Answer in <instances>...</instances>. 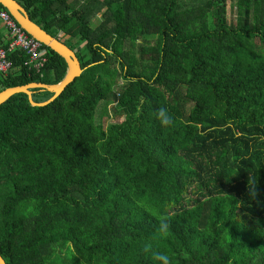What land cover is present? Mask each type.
Wrapping results in <instances>:
<instances>
[{
    "label": "trees",
    "instance_id": "obj_1",
    "mask_svg": "<svg viewBox=\"0 0 264 264\" xmlns=\"http://www.w3.org/2000/svg\"><path fill=\"white\" fill-rule=\"evenodd\" d=\"M16 1L85 53L51 103L0 105L6 264H150L147 242L172 264H264V0ZM43 47L41 72L9 54L0 91L65 78ZM118 77V119L104 127L97 108Z\"/></svg>",
    "mask_w": 264,
    "mask_h": 264
},
{
    "label": "water",
    "instance_id": "obj_2",
    "mask_svg": "<svg viewBox=\"0 0 264 264\" xmlns=\"http://www.w3.org/2000/svg\"><path fill=\"white\" fill-rule=\"evenodd\" d=\"M0 5L8 11V13L28 35L41 42L44 46L48 47L55 53L59 54L67 64V73L61 82L56 84L30 83L23 86L5 88L0 91V105L15 94L24 93L28 96L31 105L45 106L60 96L69 84L81 76L84 69L80 64L76 52L73 51L67 44L62 42L58 37L52 36L42 26L33 21L25 8L19 2L16 0H0ZM34 89L49 91L53 93V96L47 101L37 103L33 100ZM0 264H6L1 254Z\"/></svg>",
    "mask_w": 264,
    "mask_h": 264
},
{
    "label": "built area",
    "instance_id": "obj_3",
    "mask_svg": "<svg viewBox=\"0 0 264 264\" xmlns=\"http://www.w3.org/2000/svg\"><path fill=\"white\" fill-rule=\"evenodd\" d=\"M0 20L5 24L11 38L7 46H0V76L10 71L12 63L8 56L16 50L26 54L27 66L41 72L48 61L44 45L28 35L4 8H0Z\"/></svg>",
    "mask_w": 264,
    "mask_h": 264
},
{
    "label": "rangeland",
    "instance_id": "obj_4",
    "mask_svg": "<svg viewBox=\"0 0 264 264\" xmlns=\"http://www.w3.org/2000/svg\"><path fill=\"white\" fill-rule=\"evenodd\" d=\"M227 14H228V20L230 22H234L235 19V3H231L230 1L227 2ZM101 16V14H99L97 16V18L94 21H97V19ZM60 40H62L63 42H66L68 46H72L74 47V51L76 52V54H81V53H85L84 52V44L82 43L81 45H75L74 42L72 40H69L66 38H60ZM65 43V44H66ZM127 85V82L118 77L116 84L114 85V93L110 94L108 96V98L104 101H102L98 108H97V112H96V123L98 124H102L104 127H106L108 125V123L113 122L114 120L118 119V114L114 113V95H117L125 86ZM183 89H180L179 94H183ZM183 106H185V112L187 113L189 111L190 108V104H184Z\"/></svg>",
    "mask_w": 264,
    "mask_h": 264
},
{
    "label": "clouds",
    "instance_id": "obj_5",
    "mask_svg": "<svg viewBox=\"0 0 264 264\" xmlns=\"http://www.w3.org/2000/svg\"><path fill=\"white\" fill-rule=\"evenodd\" d=\"M160 111H164L161 109ZM168 119L166 118L164 123H168ZM254 185L249 188V191L252 192ZM157 231H159L163 235H167L168 232V221L165 217H162L158 223ZM143 254L148 259L150 264H172V259L170 255L166 252L160 251L156 249L153 244L147 242L143 246Z\"/></svg>",
    "mask_w": 264,
    "mask_h": 264
},
{
    "label": "crops",
    "instance_id": "obj_6",
    "mask_svg": "<svg viewBox=\"0 0 264 264\" xmlns=\"http://www.w3.org/2000/svg\"><path fill=\"white\" fill-rule=\"evenodd\" d=\"M11 41L8 29L0 20V46H7Z\"/></svg>",
    "mask_w": 264,
    "mask_h": 264
}]
</instances>
